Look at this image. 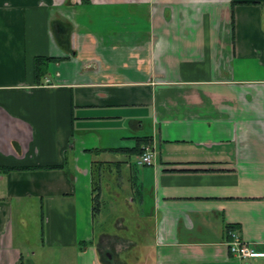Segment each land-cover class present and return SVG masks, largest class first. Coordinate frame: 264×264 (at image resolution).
I'll return each mask as SVG.
<instances>
[{
    "label": "crops",
    "instance_id": "1",
    "mask_svg": "<svg viewBox=\"0 0 264 264\" xmlns=\"http://www.w3.org/2000/svg\"><path fill=\"white\" fill-rule=\"evenodd\" d=\"M118 162L135 242L95 231ZM229 233L264 253V0H0V264H264Z\"/></svg>",
    "mask_w": 264,
    "mask_h": 264
},
{
    "label": "rangeland",
    "instance_id": "2",
    "mask_svg": "<svg viewBox=\"0 0 264 264\" xmlns=\"http://www.w3.org/2000/svg\"><path fill=\"white\" fill-rule=\"evenodd\" d=\"M113 171L114 169L108 172L104 168V171H102L103 178L100 182L101 187H102V193H101L102 202H101L100 213H101V217L102 216L105 217L103 218V222L107 223L108 225L107 229L105 230V233L107 234L108 237H110V235L112 234H115L117 236L120 235L122 237L129 238L130 241L135 242L137 239L135 236V229L137 230L139 225L137 224V221H136V214L132 213L129 207L130 194H128L127 192L128 191L127 184L125 183V178L124 179L120 178L119 182L114 183L115 175L113 174L114 173ZM122 189L124 191H122ZM26 217H27L26 218L27 227L25 228L24 232L28 238L33 240L37 232L36 231L37 227L39 229L41 228L38 211L36 210L35 212V211H32L31 209V211L26 213ZM100 218L97 214L96 219H95L96 235L99 229L98 222L100 221ZM114 224L115 226H117V228L115 227L114 231H110L108 228L113 230ZM122 224L124 226H122ZM143 230L144 231L141 234H138L139 238L140 237L143 238L142 243L149 240V238L146 237L149 234H145V233H148V232L150 233V229H148L147 227L144 228ZM106 239H108L107 241L108 251L112 253L118 252L122 250L123 248H126L128 245V243H124L120 240H116V239L111 240L110 238H106ZM145 239H148V240H145ZM110 242H113V243H110ZM101 244L104 247V240H101ZM49 257L50 255L47 256V258Z\"/></svg>",
    "mask_w": 264,
    "mask_h": 264
},
{
    "label": "trees",
    "instance_id": "3",
    "mask_svg": "<svg viewBox=\"0 0 264 264\" xmlns=\"http://www.w3.org/2000/svg\"><path fill=\"white\" fill-rule=\"evenodd\" d=\"M45 62H43V60L41 59H36L35 60V73L38 75H42L43 73V70H44V66H45ZM141 140H137V147H135L133 150H130L129 152L128 151H125V150H121V149H117V150H112V151H109V152H113V153H132V154H136V153H139V148H138V142H140ZM143 150L141 148L140 150V155L142 154ZM125 164V163H124ZM97 166L95 167V169L93 168L92 170V174H91V178H92V213H93V217L98 214H101L100 211H101V202H102V198H101V193H102V187H101V180L103 178L102 176V171H104V168H102V163L101 164H96ZM121 163H114V165L112 164H107V166L105 167V169L109 172L110 170H113L114 169V175H115V178H114V183L116 182H119L120 178L122 179H126L125 183L127 184V189H128V194H131L132 195V200H137V201H141V191L140 189L138 190V187H137V184L135 182V174L132 169L129 171L128 175V180L126 178V171L123 170V168L121 169ZM102 168V169H101ZM128 183H129V186H128ZM126 189V190H127ZM122 191H124L122 189ZM131 192V193H130ZM130 195V197H131ZM103 218H105L104 216L101 217V219L103 220ZM229 228V227H228ZM227 228V229H228Z\"/></svg>",
    "mask_w": 264,
    "mask_h": 264
},
{
    "label": "built area",
    "instance_id": "4",
    "mask_svg": "<svg viewBox=\"0 0 264 264\" xmlns=\"http://www.w3.org/2000/svg\"><path fill=\"white\" fill-rule=\"evenodd\" d=\"M46 84L49 83L48 80L45 81ZM152 151L149 146L143 148L142 154L136 161L138 167H147L151 165ZM231 241L228 244L229 252L232 256L239 260L247 261L255 258H264V253H257L252 251L247 244L241 242L234 233H229Z\"/></svg>",
    "mask_w": 264,
    "mask_h": 264
}]
</instances>
